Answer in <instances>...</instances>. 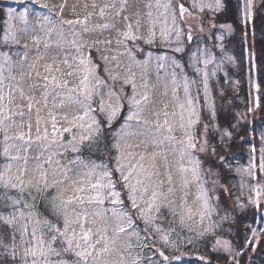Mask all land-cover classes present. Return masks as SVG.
I'll return each instance as SVG.
<instances>
[{
    "label": "rangeland",
    "instance_id": "1",
    "mask_svg": "<svg viewBox=\"0 0 264 264\" xmlns=\"http://www.w3.org/2000/svg\"><path fill=\"white\" fill-rule=\"evenodd\" d=\"M219 3L217 8L216 0H0V119L4 120L0 124V173L19 184L16 177L23 171L25 184L22 192L0 185V216L16 217L11 225L0 220V264H25V249L34 246V228L37 238L43 235L47 243L54 230L50 225L62 231L65 213L75 220L83 212L88 214L85 227L93 229V242L100 240L96 250L107 243L109 250L101 255L107 264H225L227 257L229 264H264L256 259L251 263L253 254L258 255V240L264 242V196L259 206L249 202L250 197L255 199L253 189L264 188L260 169L264 123L255 136L251 134L252 121L259 118L258 60L264 68L256 57L262 24L264 28V0H251L250 19L247 0ZM181 5L185 9L182 17ZM21 13H26L23 20ZM81 59L87 61L88 69H94L89 75L91 83L97 78L101 81L100 94L93 95L94 111L72 127L71 121L84 115L85 106L69 99L67 89L56 88L52 77L67 81L69 89L78 88L85 75ZM205 59L211 62L205 64ZM128 80L135 84L137 100L148 97L146 102L141 100L138 119L131 121L125 120L136 110L129 104L133 87ZM228 87L239 97L244 89L245 93L238 99L239 119L222 128L217 110ZM117 98L120 113L109 124L99 111L100 100L114 105ZM233 99L231 94L228 100ZM52 116L56 118L55 136ZM93 118L98 123L89 129ZM189 118L197 121L191 128ZM64 128L71 131L64 132ZM225 131L230 135H224ZM21 134L22 140L18 138ZM189 134L196 141V148L187 150L191 156L182 154V141ZM81 135H91V139L81 142ZM117 142L119 152L113 147ZM6 146L8 156L3 154ZM92 148L97 155L89 154ZM117 155L122 156L126 170L136 166L130 183L142 181L135 198L151 223L132 207L128 189L116 171ZM15 156L20 158L11 159ZM93 164L107 166L123 204L113 205L111 198L103 204L64 203L77 194L78 187L85 189L79 195H94L90 185L102 172H92ZM246 168L253 175L244 172ZM42 172L47 174V184ZM149 204L153 205L150 209ZM114 210L131 217L132 227L122 223ZM229 225L236 228V242ZM25 226L27 233L22 236ZM118 226L125 227V232H117ZM71 228L79 232V224ZM238 229L246 232L240 234ZM218 239L230 243L232 256L215 247ZM249 241L251 246H246ZM66 246L62 238L53 242L61 255H50L51 264L60 260L73 264L74 255L62 251ZM213 252L225 256L214 255L213 260ZM31 261L28 257L27 264Z\"/></svg>",
    "mask_w": 264,
    "mask_h": 264
},
{
    "label": "snow or ice",
    "instance_id": "2",
    "mask_svg": "<svg viewBox=\"0 0 264 264\" xmlns=\"http://www.w3.org/2000/svg\"><path fill=\"white\" fill-rule=\"evenodd\" d=\"M248 2V11H247V16L250 19L251 18V0H247ZM167 7V5H166ZM216 7L219 8L220 7V3L219 0H216ZM185 9L183 7V5L180 6V15L181 17L183 16ZM26 13H21L20 14V19L23 20L25 18ZM101 15H103V10H101ZM45 19H47V17H45ZM175 16L173 17V20L175 21ZM66 23L72 24L74 23L73 21H66ZM76 23H79V21H76ZM104 27H107V25H104ZM126 36H128L129 38H134L131 37L130 34L126 33ZM181 33L180 31L177 29L176 30V36L177 39H179ZM7 39V37H6ZM189 41H191L192 37L191 35H189L188 37ZM149 43H151V40L148 41ZM176 51H181V48H177L175 49ZM193 56H195V53H193ZM161 59H163V57H161ZM211 61L208 59H205L203 61V63L208 64ZM175 63V61L173 62ZM80 64L81 65H85V75L83 77V79L80 80L79 82V87L78 88H68V83L67 81H64L63 83L57 81L56 77L53 76L52 77V84L56 87V88H64L67 89L69 96V99H75L76 103L79 104H83L85 106V112L83 116H76L73 118V121H71V125L72 127H76V121H82L84 119L85 116H88L89 113H91L92 111H94L91 108V102H92V98L93 95H99V88L97 87L101 81L97 78L95 81V84H92L90 79H89V75L94 73V69H88L86 67L87 65V61L81 59L80 60ZM176 67H179V65L177 64ZM48 70L51 71V66H48ZM59 69H57L58 71ZM199 71V70H197ZM72 73H68V75H71ZM45 80H47V77H45ZM3 81L2 79H0V84H2ZM126 83H132V87H133V96L129 98V104L135 107V111H130L129 115L127 117H125L126 121H131L134 118L138 119V112L139 109L141 107V100L143 101H147L148 97L147 95H144L141 97V100H137L136 99V95H135V84L134 82H132L131 80L126 81ZM47 84L45 85V87L47 88ZM188 92V85L187 83L185 84V93L187 94ZM109 96L113 95L111 92L108 93ZM79 97H83V99H80ZM3 100V96H0V101ZM188 105L189 107H191L192 105V100L189 99L188 100ZM29 109H31L32 105L31 103H29L28 105ZM184 106L181 105V108H183ZM120 109H121V105L119 103V98H117V102L113 105V104H105L104 100H100V106H99V111L102 114L106 115L107 121L109 122V124H111V122L115 119V117L120 113ZM249 111H251V109H249ZM0 112H3V108L0 107ZM193 113L190 111L189 112V116L191 117ZM21 115H23V113H21ZM7 119V118H4ZM181 120H183V116H181ZM197 121L192 120L191 118H189L188 120V128H191V126L193 124H195ZM4 120L0 119V124H3ZM98 122L96 121L95 118H93L92 120V124H90L88 127L89 129H92L93 125H96ZM165 123L167 124V121H165ZM37 124H39V120L37 121ZM52 125H53V135L55 136L57 133L56 130V118L55 116H52ZM81 127H83V125H80ZM182 128L185 127V125L183 123H181L180 125ZM30 127V126H29ZM159 128V126H158ZM168 132L172 131L171 126L168 127ZM37 131H39V128H37ZM64 132H69L71 131V128H64L63 129ZM98 131V129H97ZM224 135H230L229 132L225 131ZM19 139H23V134H21L19 137ZM39 138V137H38ZM47 138V130H45V137ZM86 139H91V135L89 136H85V135H81L80 140L81 142H83ZM165 139L168 140H172L174 139L171 136H166ZM8 140V137L5 136V141ZM73 140H75V137H73ZM185 147H184V151L182 154H186L188 156H191L192 153L188 152V149H195L196 148V141L193 135L189 134L187 141L183 142ZM73 147V151L76 150L75 145H72ZM114 148L117 149V151L119 152V148H120V144L119 142H117L116 144L113 145ZM204 148L201 147L200 151H203ZM5 156L9 155V149L6 146L4 148V153ZM131 155V153L129 154ZM19 156H15L12 157L11 159L16 160L19 159ZM141 160H143V156L140 157ZM225 158L221 157V161L224 162ZM25 162L26 158H25ZM116 164H117V168L116 171H118L120 173V177L121 179L124 181L123 186L128 189V199L129 201H131L132 207L134 209H137L140 212V215L145 219L146 223H151V218L148 217L143 209H139L137 202H136V198H135V193L137 192V185L141 184L142 181L137 179L136 180V184H132L130 183V180L133 177V171L136 169V166L133 165L130 168H127L126 170V166L122 163V156L121 155H117L116 156ZM11 167V164L8 165V168ZM141 167H143L141 165ZM97 169H100L102 172L101 178L97 180L96 183H93L90 185V189L92 192H94V195H89L87 197L83 196V195H79L78 193H83L85 191L84 187H78L74 190L75 193L73 196H70L66 201H64V203L67 204H72L73 202H78L79 204L83 205L85 203V200H87V202L89 204H92L93 202L97 203V204H103L104 200L106 198H111V203L113 205L116 204H123V200L121 198V193L116 191V182H114L112 180V173L110 171H108L107 166L106 165H95L93 164L92 167V172H95ZM260 169L262 172H264V163H261L260 165ZM195 171V170H194ZM244 172H246L248 175H253L252 173V169L251 168H246L243 170ZM139 175V172H137V176ZM24 172L22 171L20 173L19 176L16 177V179L19 181V184L16 183H11L9 179H5V175L4 173H0V185H2L5 188L11 187L13 189L19 188L20 191L22 192L24 190ZM67 176V174L65 173V177ZM107 177V181L104 182V179ZM41 178L44 180L45 184H47V174L42 172L41 173ZM61 181L58 180H54L53 183H60ZM29 183H31V181H29ZM105 190H107V192H105ZM146 190V189H145ZM253 192L255 194V199H252L250 197L249 202L256 204L257 206H259L260 204V197L264 196V188L258 187L253 189ZM153 199H155L156 197V193L153 192ZM19 201H13V204H18ZM152 204H149L148 207L149 209L152 207ZM25 207H27V205H25ZM204 207H207V203L205 202ZM18 211V210H17ZM21 217H23V213L20 212L19 213ZM114 215H116L121 221L122 223H126L128 225V227H132V219L131 217L127 216L124 212H116L114 210ZM189 215L191 216V211H189ZM201 220H203L204 217V213L201 212ZM87 212H83V213H77L76 214V218L75 220H73L70 215L68 213H65V217H64V221H63V230L61 231V229L57 226L54 225H50V228H53L54 230L52 232L49 233V235L51 236V240L49 242H45L43 235H41V237L38 239L36 236V229L34 228L32 231V242H34V246L33 247H29L25 249V264H27V258L31 257L32 261L31 264H51L50 260H49V256L50 255H55L57 257H59L61 255L60 252L56 251L55 248L53 247V242H55L58 238H62L63 239V243H66V247L62 249L63 252L66 253H72L74 255V257L76 258L73 261V264H107L106 261H103L101 259V255L103 252L108 251V246L107 243H105L104 247L100 250H96V244L100 243V240H96L95 242H93V229L91 227L86 228L85 227V221L87 219ZM16 217L12 216L11 218H6L3 216H0V220H3L6 224L11 225L13 220H15ZM73 224H79V232L76 231L75 228H71V225ZM71 228V234H69V229ZM97 231H99V229H97ZM117 232L123 233L125 232V227L123 226H118L117 227ZM27 233V227L25 226L22 232V236L24 234ZM253 236H256V232L255 230H253ZM104 237L101 236V239H103ZM12 239H15V236L12 237ZM165 241H167V237L163 238ZM246 246H251V242L249 241ZM215 247L217 249L222 248L223 251L225 253H227L229 256H232V247L230 245V243L228 241H221V240H217L216 241V245ZM161 256L164 257L165 261H168V257L164 256V253L161 252L160 253ZM236 255H239V253H236ZM233 259L235 257H232ZM174 259H179V257H175ZM58 264H68L67 261L65 260H60L58 262ZM210 264V262H209ZM225 264H229V260L226 258L225 259Z\"/></svg>",
    "mask_w": 264,
    "mask_h": 264
},
{
    "label": "trees",
    "instance_id": "3",
    "mask_svg": "<svg viewBox=\"0 0 264 264\" xmlns=\"http://www.w3.org/2000/svg\"><path fill=\"white\" fill-rule=\"evenodd\" d=\"M262 26H263V24H262ZM262 26H261V30L263 31L262 32V36L260 38H258V41L256 42V57H257V59L259 58L264 63V30H263L264 28L262 29ZM262 66L263 65H261L259 60H258L259 94H260L259 95V104L260 105H259V108L256 109V111L258 112V117L259 118L254 119L252 121V125H251V129H252V133L251 134L253 136L256 135L255 132L257 130H260L261 123H264V68ZM240 87H239V89H240ZM241 89L243 90V88H241ZM216 93H217L216 90H214V94H216ZM225 93H226V97L222 98V100H221V102L219 104V108L217 110V119H218V122L220 123V126L222 128L225 125H227V124H229V125L234 124L235 121H237L239 119V112L241 111L242 108L238 104V99H240V97H243V95L245 93V89L241 93L240 97L237 96L231 90L230 87H228V89L225 90ZM231 94L233 95L234 99L233 100H228V98H230ZM228 117H231V120H233V122H231V120H228ZM248 127H247V129H248ZM98 141H99V138L97 139L96 144L98 143ZM97 152H98L97 150L92 148V151L89 154L97 155L96 154ZM229 228L232 231L231 238H232L233 242L234 241L236 242L237 239H238V236L237 235L234 236V234H233V231L236 228L233 229V227H231L230 225H229ZM238 231H239L240 234H243L244 232H246L245 229H244V231L238 229ZM230 241H231V239H230ZM258 242H259V246L256 248L257 251H258V255L253 254V258L251 259V263H253L254 259H256L255 261L258 262V263L261 260L264 261V246L262 245V244H264V242L261 241V240H258ZM231 243H232V241H231ZM213 253L214 254H213L212 259L215 257L214 255L225 256L224 254H218V253H215V252H213ZM260 255H262V256L259 258ZM193 256L195 258L197 255L196 256L193 255ZM195 259H197V258H195ZM227 259H228V257H227ZM213 260H215V259H213Z\"/></svg>",
    "mask_w": 264,
    "mask_h": 264
}]
</instances>
